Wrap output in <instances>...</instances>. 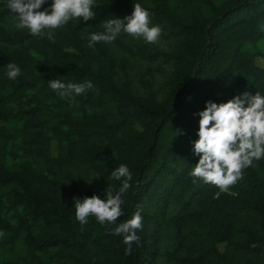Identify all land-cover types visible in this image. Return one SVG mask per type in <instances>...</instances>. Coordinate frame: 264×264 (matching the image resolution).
I'll list each match as a JSON object with an SVG mask.
<instances>
[{
	"label": "trees",
	"instance_id": "16d2710c",
	"mask_svg": "<svg viewBox=\"0 0 264 264\" xmlns=\"http://www.w3.org/2000/svg\"><path fill=\"white\" fill-rule=\"evenodd\" d=\"M95 2L96 19L70 20L53 30V43L14 29L0 0V264H264V158L228 191L189 174L205 102L264 95V0ZM135 3L170 29L171 51L132 48L120 34L88 46L91 33L131 15ZM110 44L171 61L163 95L148 82L134 92ZM10 62L21 69L15 80ZM52 79L94 86L73 99L52 90ZM121 164L133 179L117 224L143 207L130 255L112 235L116 225L75 218L74 198L119 190L111 171Z\"/></svg>",
	"mask_w": 264,
	"mask_h": 264
},
{
	"label": "clouds",
	"instance_id": "9594fccd",
	"mask_svg": "<svg viewBox=\"0 0 264 264\" xmlns=\"http://www.w3.org/2000/svg\"><path fill=\"white\" fill-rule=\"evenodd\" d=\"M47 0H7V9L15 15L14 29H27L31 35L46 37L55 43L53 30L66 25L70 20L84 22L96 19L95 0H52L50 7L41 10ZM103 32H93L89 37V47L95 43H111L121 32L146 43L158 42L162 28L151 24L150 12L140 3L133 4L131 15L115 17L105 21ZM21 74L19 66L13 62L7 64V77L15 80ZM49 87L61 97L73 98L93 88L91 81L83 83H64L60 79L49 80ZM198 139L192 141L193 152L199 161L190 171V176L212 184L221 191H228L243 178L244 170L253 165V161L264 158V95H255L245 91L227 102H205L204 110L198 113ZM111 177L121 181L118 191L106 189V198L96 195L74 198L75 218L81 224L88 223L89 217L104 224L116 225L112 235L123 236L126 245L125 255L132 253V246H139L137 232L143 227V207L138 206L130 219L117 224L124 215L122 195L131 188L132 172L126 164L111 171ZM255 247V245H252Z\"/></svg>",
	"mask_w": 264,
	"mask_h": 264
},
{
	"label": "rangeland",
	"instance_id": "374dc122",
	"mask_svg": "<svg viewBox=\"0 0 264 264\" xmlns=\"http://www.w3.org/2000/svg\"><path fill=\"white\" fill-rule=\"evenodd\" d=\"M151 24L156 25L154 23ZM161 28L162 34L158 42L155 44L146 43L143 39L133 38L125 32H121L120 36L124 43L132 48H134L137 44H142L151 49L158 48L166 52L171 51L176 45V39L174 38L173 34H170V29L162 26ZM261 46L264 47L263 42L261 43ZM110 50L118 61L125 63L134 92L137 94H144V83L148 82L152 85L159 97L163 95L166 90L168 78L170 77L173 69V64L171 61H167L164 58H159L155 61L149 62L141 59L137 54L124 52L113 44H110ZM257 63L259 65H263L261 59H258Z\"/></svg>",
	"mask_w": 264,
	"mask_h": 264
}]
</instances>
